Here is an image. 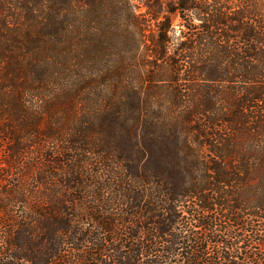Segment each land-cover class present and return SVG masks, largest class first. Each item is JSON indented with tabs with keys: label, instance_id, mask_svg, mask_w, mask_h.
<instances>
[{
	"label": "trees",
	"instance_id": "trees-1",
	"mask_svg": "<svg viewBox=\"0 0 264 264\" xmlns=\"http://www.w3.org/2000/svg\"><path fill=\"white\" fill-rule=\"evenodd\" d=\"M259 98L229 0H0V264H264L191 139Z\"/></svg>",
	"mask_w": 264,
	"mask_h": 264
},
{
	"label": "rangeland",
	"instance_id": "rangeland-1",
	"mask_svg": "<svg viewBox=\"0 0 264 264\" xmlns=\"http://www.w3.org/2000/svg\"><path fill=\"white\" fill-rule=\"evenodd\" d=\"M229 2L232 25L250 47L260 98L234 108L224 126H207L191 139L198 151L233 165L242 211L264 221V0Z\"/></svg>",
	"mask_w": 264,
	"mask_h": 264
}]
</instances>
